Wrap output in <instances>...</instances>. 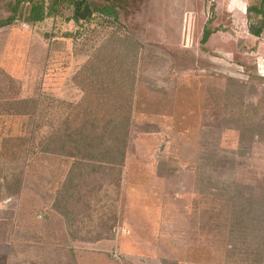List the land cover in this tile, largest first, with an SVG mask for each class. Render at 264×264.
Listing matches in <instances>:
<instances>
[{"label": "rangeland", "instance_id": "obj_1", "mask_svg": "<svg viewBox=\"0 0 264 264\" xmlns=\"http://www.w3.org/2000/svg\"><path fill=\"white\" fill-rule=\"evenodd\" d=\"M14 1L0 0V21ZM118 1L116 25L68 22L60 6L0 28V264H264V30L248 33L246 11L264 1ZM119 52L136 57L123 165L77 179L79 162L41 151L82 79L115 76L126 105ZM8 99L25 115H4Z\"/></svg>", "mask_w": 264, "mask_h": 264}, {"label": "trees", "instance_id": "obj_2", "mask_svg": "<svg viewBox=\"0 0 264 264\" xmlns=\"http://www.w3.org/2000/svg\"><path fill=\"white\" fill-rule=\"evenodd\" d=\"M103 1L106 4L98 5L94 3V0H15L13 5L11 4V15L0 21V28L12 25L15 22L36 24L48 18H54L60 6L72 8L71 18L66 19L68 22L73 21L77 25H86L88 23L96 26H107L108 24L116 25L119 19L118 8H120L122 4L118 0ZM24 3L29 5L27 16L24 18L17 17L18 7ZM246 11L252 12L257 18L254 25H249L248 33L258 38L262 35L264 30V8H247ZM214 33V30L205 27L202 32L201 43L203 45L206 44ZM113 57L114 58L111 59L109 58V60L111 61L110 65H114L113 68L115 72L130 79V82H128V100L126 94V105L114 104V101L121 97V93L114 89L116 87L115 84L119 81L115 79V76L106 77L108 81L104 87H99V83H102L103 80L100 79L99 75H95L89 79L86 78L88 81L82 79L80 82L81 91L83 93L81 99L73 108V112L68 115L69 118H65V120L57 125L58 128L48 141L51 147L43 148L41 151L46 154L49 153L51 155L71 158L73 164L74 162H79L81 171L79 172L75 166L74 170L78 171V174L72 175L76 176L77 179L93 173V170L96 172L94 168L95 165L104 166L102 168L100 167L101 170L103 169L102 171H108L110 169L115 170L116 168L120 169L123 165L126 150L124 146L125 140L121 138L119 134L120 129L127 126L123 125V120H128L132 112L136 57L135 59H128L127 56L120 52L117 53L116 56L113 55ZM130 61L132 63L130 68L135 67L130 74L127 75L122 68L128 66V62ZM113 68L112 70H114ZM94 69L99 72L98 65H95ZM86 72L87 71L83 74ZM103 81L106 82L105 80ZM105 87L109 88L105 89ZM10 101H15L17 105L9 106L8 102ZM19 101L8 99L4 104H7V107L4 108V110H6L4 115H25L26 109H29L25 108L27 101L20 99ZM17 111L21 112L18 113ZM105 118L107 121H103ZM116 132L118 135L115 134ZM90 169V173H84V170ZM69 178L70 177L67 178V182L70 185L73 181ZM72 178L74 180L75 177ZM15 179L17 180L16 184L21 185L20 177L17 178L16 176H12L10 180L13 181ZM20 187L21 186H19V188ZM64 188H66V185ZM70 197L71 195H61L57 204L58 206L55 205L57 212L68 220L69 217L63 210L65 209V204H67L66 198ZM61 205L62 209L59 208ZM67 223L69 227L72 225L70 222Z\"/></svg>", "mask_w": 264, "mask_h": 264}]
</instances>
